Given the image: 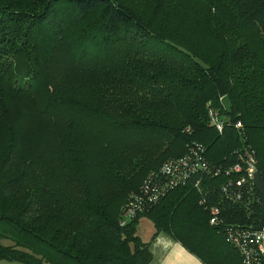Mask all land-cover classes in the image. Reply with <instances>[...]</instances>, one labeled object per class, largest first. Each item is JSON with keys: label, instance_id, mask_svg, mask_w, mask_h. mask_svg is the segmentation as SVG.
<instances>
[{"label": "trees", "instance_id": "16d2710c", "mask_svg": "<svg viewBox=\"0 0 264 264\" xmlns=\"http://www.w3.org/2000/svg\"><path fill=\"white\" fill-rule=\"evenodd\" d=\"M220 97L239 127L208 123ZM191 139L221 170L120 225L128 191ZM244 147L264 177V0H0L1 261L149 264L146 215L203 263L240 264L223 223L256 224L260 198L221 188Z\"/></svg>", "mask_w": 264, "mask_h": 264}, {"label": "built area", "instance_id": "2783aa9c", "mask_svg": "<svg viewBox=\"0 0 264 264\" xmlns=\"http://www.w3.org/2000/svg\"><path fill=\"white\" fill-rule=\"evenodd\" d=\"M222 100L223 98L220 97V107L212 104L210 100L205 103L207 121L219 132L227 123L232 122L234 127H239L242 124L241 120H231L226 111L227 108L223 107ZM186 147V152L166 157L160 165L148 170L141 179L138 189L128 192L126 201L119 210L118 222L120 225L132 217H136L144 208L154 204L167 190L174 188L179 183H185L193 176L192 184L200 188V177L205 173L216 175L221 170L219 166H210L204 155L205 146L200 142L191 139ZM236 158L234 162L222 167L226 174L234 172L236 175L229 176L221 189L226 192L231 184L234 185L235 189H232L228 196L238 199L241 197L240 188L243 185H246L247 189L254 186L252 175H254L255 157H253L251 149L244 147L237 152ZM203 201H205L204 197L201 199V202ZM208 210L210 212L208 220L211 224H218L222 221L218 206L211 204L208 206ZM223 224L225 241L238 249L240 264H264V230L261 228L251 229L238 222H224Z\"/></svg>", "mask_w": 264, "mask_h": 264}, {"label": "crops", "instance_id": "0c3cea01", "mask_svg": "<svg viewBox=\"0 0 264 264\" xmlns=\"http://www.w3.org/2000/svg\"><path fill=\"white\" fill-rule=\"evenodd\" d=\"M154 229L146 215L138 217L135 233L148 243L151 250L149 264H205L178 240L163 232L154 233Z\"/></svg>", "mask_w": 264, "mask_h": 264}, {"label": "water", "instance_id": "95a60500", "mask_svg": "<svg viewBox=\"0 0 264 264\" xmlns=\"http://www.w3.org/2000/svg\"><path fill=\"white\" fill-rule=\"evenodd\" d=\"M252 182L259 195V217L256 224L250 226L251 229L261 228L264 230V177L261 175L259 169H254V175H252Z\"/></svg>", "mask_w": 264, "mask_h": 264}, {"label": "rangeland", "instance_id": "374dc122", "mask_svg": "<svg viewBox=\"0 0 264 264\" xmlns=\"http://www.w3.org/2000/svg\"><path fill=\"white\" fill-rule=\"evenodd\" d=\"M223 107H227V104H226V102L223 100ZM147 172V171H146ZM146 175V174H145ZM144 177V176H143ZM142 179V178H141ZM141 181V180H140ZM140 184V183H139ZM138 189V188H137ZM136 189V190H137ZM133 191V190H132ZM129 192V191H128ZM127 195H128V193H127ZM126 195V196H127ZM126 201V200H125ZM125 201H123V203L121 204V205H123L124 204V202ZM121 205H119V207H118V212H119V210H120V208H121ZM1 242H6L7 243V239L6 238H3V239H1L0 240ZM0 264H23V263H20V262H14V261H7V260H4V261H0Z\"/></svg>", "mask_w": 264, "mask_h": 264}]
</instances>
